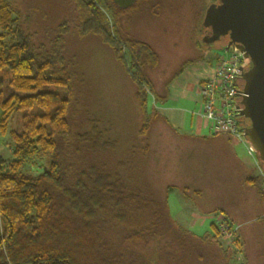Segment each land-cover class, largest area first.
I'll return each mask as SVG.
<instances>
[{
	"label": "trees",
	"instance_id": "obj_1",
	"mask_svg": "<svg viewBox=\"0 0 264 264\" xmlns=\"http://www.w3.org/2000/svg\"><path fill=\"white\" fill-rule=\"evenodd\" d=\"M191 1L194 46L202 54L184 61L159 92L147 73L158 66L159 55L149 44L126 36L124 23L143 12L157 16L160 2L136 0L123 10L113 0H78L83 31L98 35L111 48L137 88L141 134L152 120L179 133L156 108L148 109V97L151 94L158 105L166 104L172 82L207 60L211 50L203 42L207 29L202 22L217 0ZM57 41L50 52L36 50L14 16L11 0H0V144L8 138L6 145L12 151L11 160L0 158V264H184L194 256L205 261L199 248H211L213 242L219 244L224 258L231 251L235 255L234 249H224L214 224L213 237H198L172 218L166 195L160 199L135 185L128 174L135 169L119 156L118 140L99 130L95 119H83L88 116L84 81L74 63L60 58ZM19 113L22 128L11 130ZM34 159L47 165L43 173L25 172ZM261 178L248 176L245 184L256 190L264 204ZM172 188L176 187L167 189ZM215 211L236 226L225 210ZM209 214L213 213L205 215ZM256 222L263 229L258 233V255L264 264V215ZM240 236L236 231V250L242 249ZM113 237L117 243L111 241Z\"/></svg>",
	"mask_w": 264,
	"mask_h": 264
},
{
	"label": "rangeland",
	"instance_id": "obj_2",
	"mask_svg": "<svg viewBox=\"0 0 264 264\" xmlns=\"http://www.w3.org/2000/svg\"><path fill=\"white\" fill-rule=\"evenodd\" d=\"M158 1L161 4L159 14L143 12L133 16L129 23H124L127 32L124 35L149 44L159 55L158 66L147 73L156 90L161 92L184 61L194 59L202 52L194 46L195 10L192 1ZM11 2L14 16L20 19L22 29L31 37L36 50L50 52L59 40L56 47L60 50V58L69 65L74 63L84 81L88 116L83 115V119H95L99 130L104 131L109 139L118 140L119 156L135 169L128 174L134 177L136 186L149 189L160 199L166 195L172 218L198 237L215 235L212 221L203 220L202 213L214 215L215 210L222 209L235 221L241 235V250L235 248L237 239L230 243L219 238L224 249L230 247L236 254L232 255L231 251L227 259L224 258L219 255V244L213 242L211 248H199L205 261L199 262L194 256L184 264H261L258 233L262 234L263 229L256 220L263 216L264 204L255 189L244 183V172L233 161L231 149L222 139H213L215 133L209 130L205 135L211 140L184 141L159 120H152L145 134H141L143 122L136 100L137 88L111 48L98 35L83 31V14L78 0ZM224 43L219 41L211 45L212 50L208 53L207 47L203 48L204 54L213 55L207 58L209 62L215 63L216 55H227L224 49H220ZM147 104L150 111L158 107L151 94ZM22 116V113L14 115L11 130H21ZM9 141L7 138L0 144L5 161L12 159V151L6 145ZM235 151L260 177L258 168L253 171L255 161L248 156L247 146L239 142ZM46 169L44 161L34 159L26 166L25 172L38 175ZM169 186L176 188L167 189ZM184 187L190 189L182 190ZM194 188L202 192L201 196L196 195ZM111 241L117 243V238L113 237Z\"/></svg>",
	"mask_w": 264,
	"mask_h": 264
},
{
	"label": "water",
	"instance_id": "obj_3",
	"mask_svg": "<svg viewBox=\"0 0 264 264\" xmlns=\"http://www.w3.org/2000/svg\"><path fill=\"white\" fill-rule=\"evenodd\" d=\"M113 1L123 10L136 2ZM202 25L207 47L227 38L225 51L242 53L248 63L239 82V115L249 121H243L245 139L264 168V0H217L207 8Z\"/></svg>",
	"mask_w": 264,
	"mask_h": 264
},
{
	"label": "built area",
	"instance_id": "obj_4",
	"mask_svg": "<svg viewBox=\"0 0 264 264\" xmlns=\"http://www.w3.org/2000/svg\"><path fill=\"white\" fill-rule=\"evenodd\" d=\"M243 68L245 61L240 52L229 51L227 55L218 58L214 76L204 82L200 91L203 98L200 117L215 134L228 135L246 145L248 156L255 161L260 177L264 180V168L245 139L247 125L239 115L238 105L241 100L239 82ZM202 219L211 220L217 227L220 238L234 243L238 228L231 227L223 214L204 215Z\"/></svg>",
	"mask_w": 264,
	"mask_h": 264
},
{
	"label": "crops",
	"instance_id": "obj_5",
	"mask_svg": "<svg viewBox=\"0 0 264 264\" xmlns=\"http://www.w3.org/2000/svg\"><path fill=\"white\" fill-rule=\"evenodd\" d=\"M212 56L213 55L207 54V58H212ZM218 58L219 55H216L213 59L215 63ZM215 63L205 60L187 69L182 76L175 79L169 86L170 93L168 102L161 105V107L160 105L156 107L158 113L167 119L173 129L179 132L176 135L184 141H205L212 139L205 135V133L207 131L209 132V130L211 131V129L200 117L203 102L200 91L204 82L214 76ZM213 139H222L228 149H231L233 161L237 163L239 168L244 172L245 177L243 181H246V177L255 175L251 167H249L245 161L241 160L240 156L235 151V146L239 144L238 141L228 135L219 134ZM0 158L4 159L1 147ZM254 168L256 169L255 164L253 171ZM194 190L200 191L197 188H194ZM201 194L202 192H200V194L196 193V195L200 196ZM202 214L205 215L206 213Z\"/></svg>",
	"mask_w": 264,
	"mask_h": 264
},
{
	"label": "flooded vegetation",
	"instance_id": "obj_6",
	"mask_svg": "<svg viewBox=\"0 0 264 264\" xmlns=\"http://www.w3.org/2000/svg\"><path fill=\"white\" fill-rule=\"evenodd\" d=\"M212 50V49H211Z\"/></svg>",
	"mask_w": 264,
	"mask_h": 264
}]
</instances>
